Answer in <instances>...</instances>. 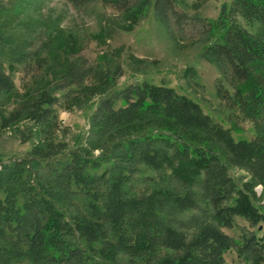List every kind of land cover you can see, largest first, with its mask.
Segmentation results:
<instances>
[{
    "label": "trees",
    "instance_id": "16d2710c",
    "mask_svg": "<svg viewBox=\"0 0 264 264\" xmlns=\"http://www.w3.org/2000/svg\"><path fill=\"white\" fill-rule=\"evenodd\" d=\"M93 1L67 0L78 9ZM101 1L126 7L135 0ZM4 5L1 0L0 16L12 11ZM175 5L155 0L179 34L185 24L200 23L207 40L215 37L203 58L229 70L237 84L233 100L256 122L255 138L235 139L171 87L143 82L114 90L91 115L88 147L71 150L51 138L27 158L0 159V264H228L230 251L246 264H264V205L255 192L264 188V33L257 39L236 19L240 13L264 32V0L224 4L214 22L176 13ZM6 30L0 23L1 50L12 45ZM17 59L31 64L39 55L24 47ZM65 78V87L49 83L20 99L6 120L29 115L47 125L57 91L71 99L84 89ZM13 97L17 88L0 59V102ZM119 100L126 106L117 108ZM230 164L252 180L235 178ZM141 165L158 178H146L137 192ZM237 218L252 229L241 228L235 239L224 229H233Z\"/></svg>",
    "mask_w": 264,
    "mask_h": 264
},
{
    "label": "rangeland",
    "instance_id": "374dc122",
    "mask_svg": "<svg viewBox=\"0 0 264 264\" xmlns=\"http://www.w3.org/2000/svg\"><path fill=\"white\" fill-rule=\"evenodd\" d=\"M2 1L12 10L0 16V23L8 29L3 37L12 45L0 49V59L18 97L0 102L1 160L27 158L34 146H42L51 138L65 142L71 150L88 147L90 118L101 100L114 90L143 82L171 87L196 101L214 122L230 129L235 139L255 138L256 122L244 117L233 100L237 84L229 70L203 58L205 47L215 37L207 40L202 24H185L184 33L179 34L173 16L156 9L155 0H135L126 7L95 0L82 9L67 0ZM224 4L233 7L234 0H176L175 12L214 22ZM236 19L249 35L257 39L263 35L258 23H249L240 13ZM24 47L37 52V62L18 61L17 52ZM67 75L84 89L71 99L57 91L58 100L48 112L47 125L40 127L29 115L16 122L6 120L20 99L39 95L49 83L65 87L60 82ZM125 106L122 100L117 101V108ZM92 153L98 156L100 151ZM230 172L244 182L252 180L250 173L238 166L230 164ZM148 177L158 178V174L141 165L134 190L147 186ZM255 192L264 205L263 186L257 185ZM241 228L252 229L247 221L237 218L236 226L224 232L238 239ZM226 261L246 264L234 251L226 254Z\"/></svg>",
    "mask_w": 264,
    "mask_h": 264
}]
</instances>
